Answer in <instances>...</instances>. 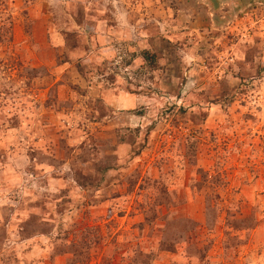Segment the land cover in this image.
Returning a JSON list of instances; mask_svg holds the SVG:
<instances>
[{"label":"rangeland","instance_id":"rangeland-1","mask_svg":"<svg viewBox=\"0 0 264 264\" xmlns=\"http://www.w3.org/2000/svg\"><path fill=\"white\" fill-rule=\"evenodd\" d=\"M0 264H264V1L0 0Z\"/></svg>","mask_w":264,"mask_h":264},{"label":"water","instance_id":"water-1","mask_svg":"<svg viewBox=\"0 0 264 264\" xmlns=\"http://www.w3.org/2000/svg\"><path fill=\"white\" fill-rule=\"evenodd\" d=\"M241 1L243 2V1H248V0H241ZM263 1H264V0H263Z\"/></svg>","mask_w":264,"mask_h":264}]
</instances>
